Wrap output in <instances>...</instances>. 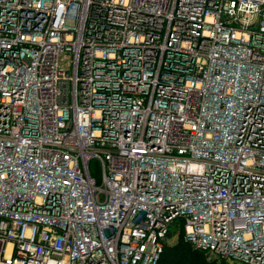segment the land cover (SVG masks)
<instances>
[{"label":"built area","instance_id":"1","mask_svg":"<svg viewBox=\"0 0 264 264\" xmlns=\"http://www.w3.org/2000/svg\"><path fill=\"white\" fill-rule=\"evenodd\" d=\"M170 230L264 264V0H0V264H159Z\"/></svg>","mask_w":264,"mask_h":264},{"label":"trees","instance_id":"2","mask_svg":"<svg viewBox=\"0 0 264 264\" xmlns=\"http://www.w3.org/2000/svg\"><path fill=\"white\" fill-rule=\"evenodd\" d=\"M174 230H170L169 236ZM182 236V231L179 232ZM184 241L190 245L192 249L199 250L194 248L189 242L185 239ZM201 251V250H199ZM202 252V251H201ZM200 252V254L192 253L188 248H186L184 242H174L167 243L164 247V250L161 254L160 263L159 264H218L209 262L206 260L205 256ZM200 257V259H199Z\"/></svg>","mask_w":264,"mask_h":264},{"label":"rangeland","instance_id":"3","mask_svg":"<svg viewBox=\"0 0 264 264\" xmlns=\"http://www.w3.org/2000/svg\"><path fill=\"white\" fill-rule=\"evenodd\" d=\"M169 241H170V243H174V242H176V243L182 242L183 243L184 242L186 248H188L192 253L194 252L195 254H200V252H201L199 250L192 249L190 247V245L184 241L183 236L180 233L176 232V231L171 233V237H170ZM203 256H205V255L203 254ZM199 259H200V257H199ZM206 260L209 261V262L211 261L213 263H218V264H236V262H230L228 260H226V261L225 260L217 261V260H214V259H207V258H206Z\"/></svg>","mask_w":264,"mask_h":264}]
</instances>
